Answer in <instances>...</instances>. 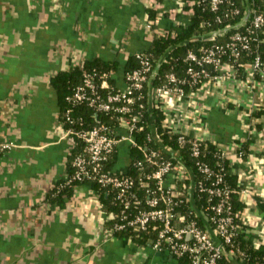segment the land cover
<instances>
[{"label":"crops","instance_id":"crops-1","mask_svg":"<svg viewBox=\"0 0 264 264\" xmlns=\"http://www.w3.org/2000/svg\"><path fill=\"white\" fill-rule=\"evenodd\" d=\"M184 0H0V264H178L168 251L139 245L104 229L89 183L63 202L48 192L66 175L71 144L57 119L51 77L86 58L117 60L124 85L130 54L149 48L154 31L188 23ZM157 10L156 29L148 7ZM210 82L188 95H167L172 122L228 152L246 203L243 217L264 243V106L243 83ZM264 96V92H260ZM245 146L244 156L238 154ZM125 166L117 164L120 170Z\"/></svg>","mask_w":264,"mask_h":264},{"label":"built area","instance_id":"built-area-1","mask_svg":"<svg viewBox=\"0 0 264 264\" xmlns=\"http://www.w3.org/2000/svg\"><path fill=\"white\" fill-rule=\"evenodd\" d=\"M224 2L225 0H210L213 9H218ZM187 3L191 5L193 0H187ZM248 11L250 12V21L245 32L238 31L225 44H212L200 53L193 50L188 51L186 58L192 62L187 68L188 75L193 82L200 83L196 90L186 92L181 85L185 79L178 78L172 72L168 74L171 84H162L156 91L157 98L163 104L162 108L166 116L165 126L168 130L179 133L178 139L181 144L190 143L192 154L195 156L200 153V141L208 138L202 134L197 135L189 132L171 121L172 115L166 102L167 95L170 93L180 96L188 95L210 82L225 84L232 81L236 84L240 83L239 85L244 83L248 92H257V96L263 97L264 101V96L260 93L264 92V56L260 53V44L264 42V36H262L264 34V13L253 8H249ZM148 25L152 27L150 22ZM167 32L168 30L160 33L166 34ZM252 43L256 44L254 46L256 54L247 63L240 57L243 51L253 47ZM228 48L230 54L234 56L232 60L224 57ZM136 54L140 65L124 71V85L120 86L116 81L117 89L115 91L105 93L99 89L100 85L108 86L106 72L100 74V84L95 79L96 73L88 72L83 81L77 84L69 95L68 98L73 103H86L91 106L96 112L97 121L92 126L78 127L75 124L76 120L67 114L71 125L64 128V133L70 144L72 135V137H76L77 142L75 141V143L80 146L72 160V178L88 183L96 181L99 185L107 188V193H112L113 202L117 201L114 203L122 206L120 212H107L102 209L104 229L112 235L115 230L129 228L147 230L152 226L158 233V238L151 245L156 250L168 251L178 257L189 256L192 264H230L223 260L224 256L233 264H237L234 260L242 264L243 259L240 260L237 257L238 254H242L241 248L236 245L233 237L239 228L248 231V227L244 217L245 227L239 226V223L235 221L232 205L229 202L231 190L224 181L223 173L214 171L208 164L198 162L199 170L212 178L210 183L201 181L199 189L212 200L209 208L213 211L212 219L215 223L213 228L209 224L202 226L192 215L193 209L187 213H180L178 210V205L184 201L181 197L184 190L180 189L178 184L189 175V167L182 157L174 155L164 147L177 160L160 157L159 151L149 146L151 140L162 145L156 131H152L148 135L147 144L137 142L136 131L142 128L139 123L141 118L139 111L144 106L142 102L137 103V99L141 98V92L146 86L149 96V81L156 66L153 68L150 56L143 50L137 51ZM115 72H113V76ZM134 104L136 105L134 106ZM68 112L70 111L68 110ZM99 112H112L117 115L111 122H107L99 118ZM77 120L83 124L81 117ZM123 143L127 144V151H130L132 146H139L142 149L144 156L136 161L137 165L143 166L148 163L153 166L150 171L144 170L143 176H139V188L137 189V184L132 177L119 174L117 170L120 169L116 164L113 167L109 166L111 155L116 149L120 151V145ZM14 144L12 140L0 138V151H7ZM240 148L237 152L243 156L244 152ZM170 149L179 154L178 150ZM222 150L223 154L228 156L226 149L222 147ZM128 159L126 169L120 170L124 173L129 167L130 156ZM192 187L195 191L196 185L193 177L191 178L190 191ZM244 191L245 189H242V193ZM94 192L99 195L98 190H94ZM131 207H135V211L132 213L127 211ZM197 212L207 219L201 209ZM113 216L115 218L120 216V218H116L111 227H106L105 220Z\"/></svg>","mask_w":264,"mask_h":264},{"label":"trees","instance_id":"trees-1","mask_svg":"<svg viewBox=\"0 0 264 264\" xmlns=\"http://www.w3.org/2000/svg\"><path fill=\"white\" fill-rule=\"evenodd\" d=\"M185 9H190V21L188 23H175L168 30V32L160 33L154 31L152 44L149 48L143 49L147 53L151 60L153 68L158 64L162 56H164L161 62L157 75L154 79L152 100L150 102L148 96V87H144L141 92V98L137 99V103L142 102L144 106L139 111L140 113V125L136 131V138L139 144H147L146 140L152 131H156V134L162 143V145L168 146L172 149L178 150L182 160L185 161L188 168L187 177L184 180L179 181L178 187L184 190L181 197L184 199L182 203L178 205L180 213H187L190 210H194L192 215L198 220L202 226L209 224L212 228L215 227V223L212 219L213 211L209 208L210 200L207 194H204L199 189V183L201 181L211 182L212 178L207 174L199 170L198 162L208 164L214 171L223 173L224 181L229 185L231 193L229 195V202L232 205V214L235 221L239 223V226H246L243 221V210L246 206L245 201L242 198V186L239 183V176L231 171V161L227 155L223 154L221 145L212 139H204L200 141L199 155L192 154L191 144L186 142L181 144L177 132H172L165 126V113L162 108V101L157 98L156 91L162 84L170 83L168 74L174 72L178 78L185 79L181 83L186 92L194 91L199 86V82H193L188 75L187 68L192 63L186 58L189 50H193L197 53L202 52L205 48L212 44L223 43L225 44L230 40L231 36L238 32H245L246 27L249 24V17L245 19L249 8H253L256 11L264 13V0H225L224 3L218 8L213 9L210 0H193L190 5L185 0L183 4ZM236 10V11H234ZM148 20L156 29L157 23V10L150 6L148 7ZM225 29V30H223ZM215 31H220L217 34H213ZM264 36V34H262ZM253 47L249 50L243 51L240 59L245 62H250L256 51ZM260 53L264 56V42L260 44ZM226 59H233L234 56L230 54V49L224 54ZM140 65V60L136 53L130 54L127 58L125 71L133 69ZM119 62L117 60H106L101 57L86 58L79 64H75L67 69H63L52 75L51 83L55 87L58 94L59 111L58 120L61 122L63 129L70 126L71 123L67 119V114H70L72 118L76 120V126H92L96 121V112L93 108L86 103L75 104L69 99V95L73 92L74 87L81 83L88 72L96 73L95 79L100 84V74L106 72V80L108 86L100 85L102 92H113L117 89L116 79L113 76V72L117 71ZM241 71V69H240ZM239 71V72H240ZM136 103V104H137ZM134 104V106L136 105ZM139 109V108H138ZM138 109H136L138 111ZM68 110L70 112H68ZM264 112V107L257 109L256 113ZM116 113L112 112H99V118L101 120L111 122ZM82 118L83 124L80 123L78 118ZM71 138V150L66 160V175L58 180L53 187L49 190L48 196L51 201L63 202L64 197L72 196L74 194L75 187L82 183H88L79 179L72 178L73 165L72 160L79 150V144H76V137L72 135ZM77 142V141H76ZM156 143L155 140L149 142V146L156 148L160 157L166 159H172L176 161V157L166 151L163 146ZM243 145V144H242ZM241 151L246 153L245 146H241ZM6 150L0 151L2 155ZM118 153L116 151L111 155L109 159V166L113 167L118 162ZM243 155V156H244ZM130 156V164L127 170L124 172L117 170L119 174H126L132 177L138 187L139 176H143V171H150L152 164L146 163V165H137L136 161L144 156L142 149L139 146H132L128 151ZM194 178L196 189L194 196H192L189 190L191 184V178ZM93 190L99 191V199L101 202V208L107 212L114 211L120 212L121 207L118 203L113 202L112 193H107V188L99 185L96 181L89 183ZM145 193V190H144ZM201 209L206 215L205 219L202 214H198V210ZM130 213L135 211V207H131ZM120 218V216L116 217ZM107 218L105 220V226L111 227L112 223L116 219ZM116 236H125L133 240L139 245L151 246L158 238L157 230L150 226L147 230H134V229H120L113 232ZM236 245L240 246L241 253L238 254L240 260L243 259L242 264H264V243L256 245L251 237L248 235V231L239 228L237 234L233 237ZM229 248V245H227ZM172 256L177 260L178 264H192L189 256ZM225 262L233 264L227 257H223Z\"/></svg>","mask_w":264,"mask_h":264},{"label":"water","instance_id":"water-1","mask_svg":"<svg viewBox=\"0 0 264 264\" xmlns=\"http://www.w3.org/2000/svg\"><path fill=\"white\" fill-rule=\"evenodd\" d=\"M250 15V12L248 11L247 15L245 16V19L248 18ZM225 30V29H223ZM218 32L220 31H215L213 34H217ZM164 56L161 57V59L159 60L158 64L156 65L152 75H151V78H150V81H149V99H150V102H151V97H152V89H153V84H154V79L157 75V72H158V69H159V66L163 60ZM166 150H168L169 152H172L174 155L178 156L179 154L173 150H171L169 147L165 146V145H162ZM179 157V156H178ZM191 194L192 196H194V187L191 188ZM235 263L237 264H240L238 261L234 260Z\"/></svg>","mask_w":264,"mask_h":264},{"label":"rangeland","instance_id":"rangeland-1","mask_svg":"<svg viewBox=\"0 0 264 264\" xmlns=\"http://www.w3.org/2000/svg\"><path fill=\"white\" fill-rule=\"evenodd\" d=\"M120 146H121V150L118 153V162H117V164H120L121 166H125L126 158L128 157L127 144L123 143ZM117 164H116V166H117Z\"/></svg>","mask_w":264,"mask_h":264}]
</instances>
